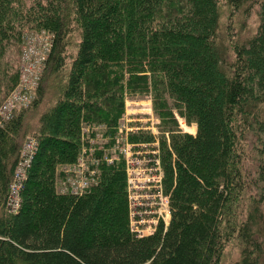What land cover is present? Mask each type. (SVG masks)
Masks as SVG:
<instances>
[{
  "label": "trees",
  "instance_id": "1",
  "mask_svg": "<svg viewBox=\"0 0 264 264\" xmlns=\"http://www.w3.org/2000/svg\"><path fill=\"white\" fill-rule=\"evenodd\" d=\"M221 2L256 6L251 37L220 41ZM25 28L52 33V47L32 103L0 125V264H219L232 237L241 245L235 264H264V0H0V102L19 63V55L16 67L3 55L18 48ZM73 29L76 51L60 93L32 129L37 149L20 206L10 212L5 198L28 131L24 113L42 95L44 71L64 65ZM143 90L162 119L170 219L135 237L121 162L101 163L81 195L56 190L55 168L76 159L82 119L113 132L124 97ZM171 106L195 123L194 134L176 128Z\"/></svg>",
  "mask_w": 264,
  "mask_h": 264
},
{
  "label": "built area",
  "instance_id": "2",
  "mask_svg": "<svg viewBox=\"0 0 264 264\" xmlns=\"http://www.w3.org/2000/svg\"><path fill=\"white\" fill-rule=\"evenodd\" d=\"M51 47L52 33L46 30L29 31L23 36L17 82L0 102V125L34 100ZM124 126L120 125L119 128ZM98 127L84 124L82 133H94ZM134 127L129 131L140 129L139 125ZM95 135L98 133L95 132ZM91 140L84 141L73 162L63 164L61 168L63 177L62 179L60 177L58 182L59 192L70 195L83 194L96 175L99 163L103 159L109 163L116 159L109 153V149L99 153ZM114 147H118V144H113L110 149ZM36 149V138L32 135L26 136L7 185L5 207L10 212H16L20 206L21 188ZM121 150H125L127 159L128 229L135 237L148 236L156 232L160 225L164 229L170 219L169 197L163 188V172L160 168L158 148L149 142H134L126 143Z\"/></svg>",
  "mask_w": 264,
  "mask_h": 264
},
{
  "label": "rangeland",
  "instance_id": "3",
  "mask_svg": "<svg viewBox=\"0 0 264 264\" xmlns=\"http://www.w3.org/2000/svg\"><path fill=\"white\" fill-rule=\"evenodd\" d=\"M18 3H25L26 5H30L35 0H15ZM43 1V0H41ZM256 6L252 8H247L245 5H240L238 8H232L227 3H220L218 6L219 12V20H218V38L220 41L226 45H232L235 42L245 41L249 37H251L255 31L258 24V16L256 14ZM33 31V29L25 28L21 35V41L18 43L17 47H8L6 49L5 55H3V60L8 61L9 65H14L16 67V58L18 60V55L20 51V46L22 44V39L25 33ZM78 40V32L76 29H73L69 32V38L65 45V54H64V65L58 71H52L51 66L44 71L42 78V95L38 98L37 102L29 107L24 113L23 125L26 130L19 141V147L24 140V138L28 135H32V129L36 125V121L38 115L49 108L58 94L62 89V85L66 79V72L69 60L72 58L76 51V42ZM172 105V102H169ZM173 109V118L176 120V128L180 131L188 132L191 134L195 133L196 125L195 123H187L183 116L179 114V111L176 107L171 106ZM262 118L264 120V105L262 106ZM117 125L114 127L115 130L113 132H107L105 128L107 126L104 123L89 125L98 127L97 130L88 133H82V127L84 126L85 120L81 121L80 125V139L81 145L79 152L84 145V141L91 140L94 143L96 150L99 153H104L107 149H109V153L115 156V160L113 162H106V159H103L97 169V173L94 178L91 180L88 189L91 184L96 179V176L99 171V167L101 163L112 164L114 162H121L123 166V170L125 173V189L127 194V176H126V156L125 150H121L122 146H125L126 143H134V142H149L152 146L158 148V156L161 163V153H160V135L162 134V130L160 125L162 124V119L158 116L153 110V101L152 94L150 90H143L140 93H136L133 95H127L123 100V109L118 119L116 121ZM120 125H125L123 128H119ZM136 125L140 126L139 130L129 131L131 127ZM136 127H134L135 130ZM194 128V129H193ZM193 129V130H192ZM95 132L98 135H95ZM144 134V136L151 135V139H141L138 135ZM146 134V135H145ZM166 143L168 144V132L164 131L163 133ZM113 144H118V147H114L110 149ZM17 152L19 150L17 149ZM79 154V153H78ZM18 155V154H17ZM78 156V155H77ZM63 164L58 165L57 169L55 168V188L59 192L58 182L60 177L62 179L63 171L61 170ZM162 166V164H160ZM161 168V172H163V168ZM145 185V182H144ZM143 185V186H144ZM142 186V187H143ZM87 189V190H88ZM86 192V191H85ZM84 192V193H85ZM61 193V192H59ZM65 194V193H64ZM144 197V196H143ZM264 248V243H263ZM241 245L239 243V239L236 237L230 238L227 242L224 243L219 264H235L240 257ZM264 257V251H263Z\"/></svg>",
  "mask_w": 264,
  "mask_h": 264
},
{
  "label": "bare ground",
  "instance_id": "4",
  "mask_svg": "<svg viewBox=\"0 0 264 264\" xmlns=\"http://www.w3.org/2000/svg\"><path fill=\"white\" fill-rule=\"evenodd\" d=\"M193 129H194V128H193ZM193 129H192V130H193ZM22 143H23V142H22Z\"/></svg>",
  "mask_w": 264,
  "mask_h": 264
}]
</instances>
